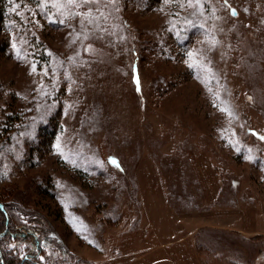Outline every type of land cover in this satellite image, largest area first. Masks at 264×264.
<instances>
[{"label":"rangeland","instance_id":"374dc122","mask_svg":"<svg viewBox=\"0 0 264 264\" xmlns=\"http://www.w3.org/2000/svg\"><path fill=\"white\" fill-rule=\"evenodd\" d=\"M261 137L264 0H0V204L43 223L32 260L264 264Z\"/></svg>","mask_w":264,"mask_h":264},{"label":"trees","instance_id":"16d2710c","mask_svg":"<svg viewBox=\"0 0 264 264\" xmlns=\"http://www.w3.org/2000/svg\"><path fill=\"white\" fill-rule=\"evenodd\" d=\"M18 210L13 207L8 210L5 203L0 204V264H41L31 258L37 257L36 255L43 247L41 240H48L49 236L44 239H42L43 236H39L45 231H43V223L35 221L37 215L30 216V222H35V225L28 224V221L24 222L19 219ZM9 239L16 240L18 244L22 241L29 242L24 256L18 257L16 252H13L14 246H8Z\"/></svg>","mask_w":264,"mask_h":264},{"label":"snow or ice","instance_id":"6c2138e0","mask_svg":"<svg viewBox=\"0 0 264 264\" xmlns=\"http://www.w3.org/2000/svg\"><path fill=\"white\" fill-rule=\"evenodd\" d=\"M232 14H233V15L236 14L234 9L232 10ZM190 55H191V54H190ZM33 70H34V69H33ZM137 83H138V81H137ZM261 139H264V137H261ZM112 163H115V161H112Z\"/></svg>","mask_w":264,"mask_h":264}]
</instances>
